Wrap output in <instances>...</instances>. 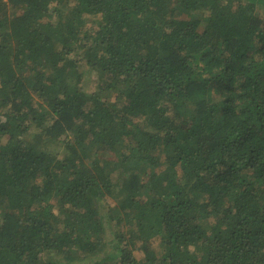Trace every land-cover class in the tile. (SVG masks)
<instances>
[{
    "label": "trees",
    "instance_id": "obj_1",
    "mask_svg": "<svg viewBox=\"0 0 264 264\" xmlns=\"http://www.w3.org/2000/svg\"><path fill=\"white\" fill-rule=\"evenodd\" d=\"M0 264H264V1L0 0Z\"/></svg>",
    "mask_w": 264,
    "mask_h": 264
},
{
    "label": "rangeland",
    "instance_id": "obj_2",
    "mask_svg": "<svg viewBox=\"0 0 264 264\" xmlns=\"http://www.w3.org/2000/svg\"><path fill=\"white\" fill-rule=\"evenodd\" d=\"M263 1H264V0H263ZM95 76H96V75H95ZM91 78L94 79L93 74L91 75ZM86 86L89 87V88H88V89H89V92H90L91 90H93V88H92V87H94V83H93V81H91L90 85L88 84V85H86ZM112 97H114L113 94H110L107 98L110 99V100H112ZM36 137H38V135H36ZM38 147H39V148L43 147V149H45V150L48 151V152H54V151H55V149L53 148V146H52L48 141H43V140H42V143H41V144H40V142H39ZM108 203H109L110 205H115V204H116L115 199H112V200L108 201ZM104 205H105V204H104ZM104 207H105V206H104ZM136 256H137V257H141L142 255H141V253L138 252V253H136Z\"/></svg>",
    "mask_w": 264,
    "mask_h": 264
}]
</instances>
